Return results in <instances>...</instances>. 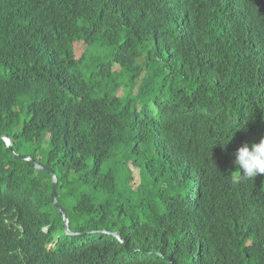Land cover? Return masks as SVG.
Here are the masks:
<instances>
[{"label": "trees", "instance_id": "16d2710c", "mask_svg": "<svg viewBox=\"0 0 264 264\" xmlns=\"http://www.w3.org/2000/svg\"><path fill=\"white\" fill-rule=\"evenodd\" d=\"M263 127L264 0H0V264H264Z\"/></svg>", "mask_w": 264, "mask_h": 264}, {"label": "clouds", "instance_id": "9594fccd", "mask_svg": "<svg viewBox=\"0 0 264 264\" xmlns=\"http://www.w3.org/2000/svg\"><path fill=\"white\" fill-rule=\"evenodd\" d=\"M261 130L262 131L260 135L262 137L259 138L260 140L258 143H251V144L245 143L244 145L238 147L234 153L233 163L237 169V171H235L238 173V176L236 177L237 179H245V180L253 181L254 178L258 174H264V127ZM0 137L3 139L5 144H6V141L4 138L5 137L10 138L9 136L5 134H0ZM11 143H12V140H11ZM28 159H31V158H28ZM53 176L56 177L54 174ZM56 186H57V178H56ZM62 217H63V214H62ZM67 223H68V218H67ZM66 231L72 232L68 229V227ZM73 233L74 234H71V235L80 234V232H73Z\"/></svg>", "mask_w": 264, "mask_h": 264}, {"label": "water", "instance_id": "95a60500", "mask_svg": "<svg viewBox=\"0 0 264 264\" xmlns=\"http://www.w3.org/2000/svg\"><path fill=\"white\" fill-rule=\"evenodd\" d=\"M4 139L6 141L7 146L9 148H11V146H12L11 139L10 138H6V137ZM35 167L36 168H41V169H46V167H44V166H42L40 164H37V163L35 164ZM53 193H54V197H55V200H54L55 201V205L60 209V206H59V204H58V202L56 200V177H54V176H53ZM60 211L63 214V220H64L65 229H67V217L65 216V212L64 211H62L61 209H60ZM68 233L74 234L73 232H68Z\"/></svg>", "mask_w": 264, "mask_h": 264}, {"label": "rangeland", "instance_id": "374dc122", "mask_svg": "<svg viewBox=\"0 0 264 264\" xmlns=\"http://www.w3.org/2000/svg\"><path fill=\"white\" fill-rule=\"evenodd\" d=\"M128 92V89H125L123 87H121L119 90H118V94L121 95V96H124L126 95Z\"/></svg>", "mask_w": 264, "mask_h": 264}]
</instances>
